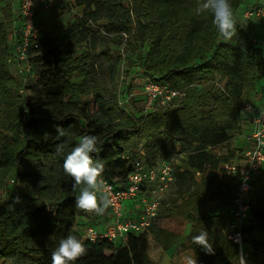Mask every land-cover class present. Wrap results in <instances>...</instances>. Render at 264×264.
I'll list each match as a JSON object with an SVG mask.
<instances>
[{
    "label": "trees",
    "instance_id": "trees-1",
    "mask_svg": "<svg viewBox=\"0 0 264 264\" xmlns=\"http://www.w3.org/2000/svg\"><path fill=\"white\" fill-rule=\"evenodd\" d=\"M78 1L83 6L82 16H76L72 30L80 26L82 35L76 42L87 41L93 46L95 36L88 35V20L97 23L103 18L106 32L127 34L125 42L132 53L125 57L128 74L138 67L145 81L168 83L184 89L185 95L165 108L131 110L117 103L118 95L126 94V86L122 92H108L96 79L92 100H83L82 96L89 94L88 80L74 83L68 76L78 70L79 60L85 61L91 54L74 58L65 50L76 32L61 40L41 36L29 56L34 78L20 95L6 63L12 15L18 5L16 0H0V190L6 192L0 202V264H51L52 252L68 235L82 239L87 248L75 264H156L147 253L148 234L167 250L182 239L187 222L192 226L186 237L197 264H238V247L224 233L228 209L209 215L202 210L206 203L232 198L236 183L219 178L216 170L229 162L234 152L228 148L226 154L218 155L213 149L227 143L240 131V120L248 119L237 100L264 86V52L251 44L250 24L242 17L243 10L256 0H231L237 32L227 42L220 38L210 13H196L197 0ZM166 20L169 26L161 31L160 22ZM123 63L117 56L111 69L113 78ZM87 65L83 63L81 70ZM216 80L223 90L215 85ZM98 114L106 118L105 124L97 122ZM58 129L65 131L63 137L58 138ZM85 135L97 137L93 160L103 162L102 177L114 185L125 183L136 159L148 165L168 159L150 158L148 143L170 142L186 156L184 166H174L172 188L183 198L166 206L161 201L158 223L147 232L126 233L124 243L83 238L75 231L76 217L87 212L75 206L73 179L65 174L63 161ZM140 142L145 151L142 157L134 151ZM61 143L65 151L58 154L55 146ZM24 162L45 184L12 192L6 180ZM32 177H27L28 183ZM252 187L254 197L264 196V169ZM254 197L243 228L244 246L251 247L250 263L264 264V209L255 206ZM231 198L227 199L228 208ZM201 231L208 233L214 254L192 243V237Z\"/></svg>",
    "mask_w": 264,
    "mask_h": 264
},
{
    "label": "built area",
    "instance_id": "built-area-1",
    "mask_svg": "<svg viewBox=\"0 0 264 264\" xmlns=\"http://www.w3.org/2000/svg\"><path fill=\"white\" fill-rule=\"evenodd\" d=\"M16 2L18 7L15 8L12 15L14 26L10 36L11 50L6 58V63L17 81L18 93L23 95L25 86L34 78L32 63L29 60L30 52L32 47L39 46L42 36L37 22L38 12L47 11L50 2L55 4L57 9L60 7L68 9V7L62 4V0H16ZM77 16H82V14L77 13ZM242 17L250 24L251 44L259 46L264 52V0H256L253 5L246 7L242 12ZM96 24L91 19L88 20V25L91 27H98ZM102 32L104 35L110 34L105 30ZM119 35L127 37L125 33ZM214 83L223 90L222 83L218 80ZM136 95L142 99L143 111L147 112L170 106L175 100L182 99L185 92L184 89L174 88L168 83L147 79ZM255 96H257L258 102L245 96L237 100L240 112L246 114L247 122L250 125L249 131L245 134L248 145L241 154L243 165L227 162L221 164V167L216 170L219 178L236 183L228 208L229 221L224 233L229 240L237 245L239 258L243 256L246 264H261L256 260L251 263L247 261L246 253L243 251L246 237L243 228L251 210V199L254 197L252 181L264 169V86L258 93H255ZM132 97L136 98L137 96H134L132 92L120 93L117 103L121 107L131 109ZM138 155V157L145 155L143 148L139 149ZM15 172L13 171L8 176L7 185H14L17 182ZM103 180L107 185L105 191L112 201L111 206L107 209L109 221L103 230L90 226L85 228L83 238L91 241L107 239L113 243L118 241L124 243L126 233L147 232L154 224L162 197L175 180L174 166L169 159L158 160L152 165H148L142 159H136L133 170L128 174L123 185H114L105 178ZM131 199H137L139 203V211L134 216H130L124 211L125 202Z\"/></svg>",
    "mask_w": 264,
    "mask_h": 264
},
{
    "label": "rangeland",
    "instance_id": "rangeland-1",
    "mask_svg": "<svg viewBox=\"0 0 264 264\" xmlns=\"http://www.w3.org/2000/svg\"><path fill=\"white\" fill-rule=\"evenodd\" d=\"M247 2L250 0H246ZM62 4L64 6H67L68 9H65V7H60L57 9L55 4L52 2L49 3V9L47 11H44L43 13L38 12L37 16V22L38 26L41 30L42 36H52L54 38L62 39L63 36L71 35L74 33L73 39H71L69 42L65 44V50L69 51L71 56L74 58H81L86 52H90V58L87 60H79L78 65L79 68L77 71H74L68 76V79L71 82L74 83H82L88 80L89 82V94L83 95V100H86L87 102H90L92 100V90H93V83L94 80L98 79L102 81L107 91H113L114 89L116 91L122 92L123 88L126 86L127 90H125V93H131L134 94V96H137L136 98L131 99V110L132 108L135 110L140 111L142 109V101L139 100V96L136 95L140 89L142 84L145 81V77L142 74V71L138 69V67L133 68L132 71L128 74L129 66L126 62V55H131V48L128 46L125 42L124 37H121L119 34L110 33L109 35H103L104 26L106 25V20L103 18H100L97 22L98 27H91L89 29L90 33L89 36H95V42L94 45L91 46V43L88 44L87 41H81L76 42V37H80L79 30L81 27L79 26L74 31L72 30V24L77 16V13H80L81 10L83 11V6L79 4L78 0H62ZM86 12V10H85ZM85 27V25H81ZM169 26V21H163L160 22V30L163 31ZM101 27V28H99ZM123 38V39H122ZM128 37L127 39H129ZM115 41H120L119 44L114 43ZM90 50V51H87ZM117 56H120L121 59L124 60V63L121 64V70L120 73L113 78L111 75V69L113 67V62L116 59ZM83 63L88 64L85 71L81 70V66ZM35 81V79H33ZM98 123H106V118L102 115L98 114L96 116ZM140 148H143V142H140L135 148L134 151L137 153ZM147 151L150 158H158L160 156L168 157L169 160L172 161L173 166H176L175 164H180L182 166L183 163L186 160V156L184 152H180L177 150V147H172L170 142L167 141H158L154 144H147ZM216 152L218 155L224 154L223 148L219 146L216 148ZM231 164L235 163L233 160L229 161ZM16 173L18 176L16 177L17 182L14 185H7L12 192L22 191L26 192V187L29 185L31 187H39L43 186L45 183L40 179V177L35 176V172L30 169V166L27 162H24L23 164H20L16 168ZM32 177V183H28L26 180L27 177ZM197 178H199V175H195ZM7 184V180H6ZM173 185L167 190V192L162 197L163 206L166 205H172V203L179 201L183 198V195L181 192L176 191L175 189H172ZM256 193V190H253V194ZM74 196L77 195V193H74ZM6 192L1 189L0 190V202L5 198ZM227 197V196H226ZM226 197L220 201L212 202V203H206L202 213L209 215L213 213H221L224 212L226 209H228L229 202L226 199ZM254 204L259 209H264V196L258 194L254 197ZM161 207V205H160ZM160 209V208H159ZM224 209V210H223ZM124 211L130 215L134 216L139 211V203L137 199H131L125 202L124 204ZM77 225L75 227V231L79 234H84L85 228L87 227H95L98 230H103L106 223L109 221V213L106 211L102 216H97L94 213H86L83 217H76ZM158 223V220L155 219L154 224L156 225ZM187 226L191 225V222L186 223ZM189 230V227L187 228ZM151 235V234H150ZM150 240V241H149ZM148 246L147 249L150 253L155 252L157 254V257L152 260H155L154 262L157 264H173V260L175 258V261H179L181 257H184L187 259L190 256H193L191 253V250L188 249L187 245L189 244L186 237V229L183 230V237L179 241L180 246L178 249L175 250V252L170 256L166 254L164 251L165 249H161L159 247V244L154 240L153 237H149L147 239ZM150 242V245H149ZM188 243V244H187ZM187 244V245H186ZM189 246V245H188ZM147 250V251H148ZM244 252L246 253L245 258L250 260L252 257H248V255H251V247L248 244H245L244 246ZM180 254V255H179ZM176 255V257H175ZM170 256V257H169ZM169 258V259H168ZM171 258V260H170ZM169 260V262H168ZM182 264H187V261Z\"/></svg>",
    "mask_w": 264,
    "mask_h": 264
},
{
    "label": "clouds",
    "instance_id": "clouds-1",
    "mask_svg": "<svg viewBox=\"0 0 264 264\" xmlns=\"http://www.w3.org/2000/svg\"><path fill=\"white\" fill-rule=\"evenodd\" d=\"M196 13H210L220 38L231 41L236 35V20L231 0H197ZM65 131L58 129V138L63 137ZM56 152L65 151L64 144L55 146ZM98 151L97 137L85 135L71 149L63 161V170L73 179L71 190L77 193L75 206L87 213L102 216L111 206V198L105 189L107 185L102 178L104 165L102 161L93 160V153ZM192 243L201 246L208 254H214L208 233L201 231L192 237ZM87 248L84 241L75 235H68L62 239L58 248L52 252L51 264H75L85 255ZM240 264H246L243 256L239 258ZM187 264H196L193 256L187 258Z\"/></svg>",
    "mask_w": 264,
    "mask_h": 264
},
{
    "label": "crops",
    "instance_id": "crops-1",
    "mask_svg": "<svg viewBox=\"0 0 264 264\" xmlns=\"http://www.w3.org/2000/svg\"><path fill=\"white\" fill-rule=\"evenodd\" d=\"M249 97L251 99H254L255 102H258L257 96H255L254 92H250L249 93ZM240 126H241L240 131L234 133L232 138L227 143L221 145V147L223 148V150H225L224 154H226L228 148L233 150L234 154H233V157L231 158V161L233 160L236 164L243 165L244 162H243L241 154H242L244 148L248 145V143H247V141L245 139V134H246V132L249 131L250 125H249V122L242 120L240 122ZM228 198H231V197H229V196L226 197V199H228ZM191 226H192V224L190 226H187V224H186V226L184 228V229H186V236L189 234V232L191 230ZM188 227H189V230H187ZM149 237H152V235L148 234L147 239H149ZM180 243L178 242L173 247H171V248H169L167 250H164V251L166 252V254L170 253L169 255L171 256L175 252V250L179 248ZM149 245H150V242H149ZM188 245H187L188 249L191 250ZM159 247L163 250V248L160 245H159ZM147 253H148V255L150 257H153V255H155L154 256L155 258L157 257V254L155 252L150 253L149 250H148ZM191 253H192V251H191ZM175 257H176V255H175ZM151 259H154V258H151ZM170 260H171V258H170ZM172 260H173V262H172L173 264H182V262L185 263L187 261V259H185L184 257H181V259L179 261H175V258L172 259ZM153 261H155V260H153ZM168 262H169V260H168Z\"/></svg>",
    "mask_w": 264,
    "mask_h": 264
}]
</instances>
